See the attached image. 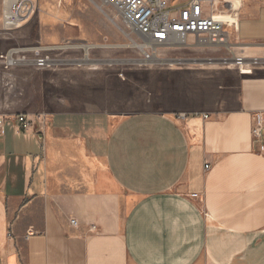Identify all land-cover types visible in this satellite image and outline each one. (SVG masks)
Wrapping results in <instances>:
<instances>
[{"label": "crops", "instance_id": "crops-1", "mask_svg": "<svg viewBox=\"0 0 264 264\" xmlns=\"http://www.w3.org/2000/svg\"><path fill=\"white\" fill-rule=\"evenodd\" d=\"M15 1L0 0V31ZM32 1L35 17L0 33V53L123 41L86 0ZM234 17L230 41L263 58L264 0H242ZM159 56L172 65L141 73L151 109L125 116L73 98L68 81L39 97L26 90L31 73L13 71L7 101L20 108L0 99V117L32 125L0 130V264H264V138L262 151L252 139L255 116L264 127V65L242 75L199 50Z\"/></svg>", "mask_w": 264, "mask_h": 264}, {"label": "built area", "instance_id": "built-area-1", "mask_svg": "<svg viewBox=\"0 0 264 264\" xmlns=\"http://www.w3.org/2000/svg\"><path fill=\"white\" fill-rule=\"evenodd\" d=\"M101 12L114 27L124 35L128 44L125 47L135 49L140 55L142 64L162 63L160 51L197 48H228L230 37L225 31V25H237L235 14L242 0H86ZM111 10L112 15L108 14ZM37 8L32 0H16L2 15L0 33L9 37L36 14ZM118 19L123 27L116 24ZM131 36H135V41ZM108 47H112L107 45ZM76 46L74 48H78ZM88 50L94 46H85ZM96 46L95 48H97ZM62 49L60 46L46 48L31 46H11L0 53V66L4 73H10L19 66L47 68L56 63L49 53ZM87 50V51H88ZM232 54L231 51H229ZM228 67H236L242 75H250L253 69L264 65V57L247 58L243 54L220 60ZM187 115L178 114L176 119L184 120ZM207 119V115L202 116ZM22 130L31 126L32 121L24 114H18L12 119L0 117L2 126L11 122ZM264 127L261 117L255 116L252 129V139L263 150ZM208 170V166L204 167ZM76 226L74 220L70 221Z\"/></svg>", "mask_w": 264, "mask_h": 264}, {"label": "rangeland", "instance_id": "rangeland-1", "mask_svg": "<svg viewBox=\"0 0 264 264\" xmlns=\"http://www.w3.org/2000/svg\"><path fill=\"white\" fill-rule=\"evenodd\" d=\"M33 3L35 4V2ZM107 12L108 14L112 15L111 10L107 9ZM28 23H26L17 31L23 29ZM116 24L123 29L118 19H116ZM121 36L123 41L117 45H112L110 43L104 42L101 44H85L80 42L63 41L53 44L36 42L26 45L15 42L9 47H62V49L49 53L50 58L58 61L51 64L50 67L39 69L33 66H19L14 69H23L26 72L31 73L30 77L33 80H31L30 86L29 84H27L28 86L25 84V86H27L26 90H34L36 92H39L38 96L41 97L42 93L45 94L47 90L51 89L52 84L68 81L66 89L73 98L77 99L83 96L87 101H90V103H92V109L102 108L107 112L116 113L118 116H125L128 114L147 111L151 109L148 106L147 98L144 97L145 94L143 93L141 75V73L144 72L143 70H147L149 66H161L165 65V63L166 65H172V62L164 61L162 63H151L147 65L142 64L140 62V55L138 51L125 47L126 44H128V41L123 34H121ZM131 37L135 41L137 40L135 36ZM83 45L94 46V48L88 50V52L85 53ZM107 45L112 47H108ZM230 45L231 47H229L228 50L227 48H182L173 51L199 50L203 51L204 53L216 55L217 57L223 58H231L232 55L238 56L241 54H243L247 58L253 57L250 56L251 51H253L252 48H249L250 46L239 45L232 42H230ZM76 46L80 47L74 48ZM96 46L98 47L95 48ZM4 48L5 44L3 42H0V51H2ZM229 51H231L232 54H230ZM161 52L162 51H160L159 53ZM85 58L88 59L87 62H80ZM223 58H221V60ZM93 61H96L97 63L96 69H92L90 66V63H92ZM211 61L212 60H208L207 63H214ZM177 63L180 62L177 61ZM219 63L221 65L228 66L227 64L222 63L220 60ZM14 70H12L10 73H4L0 66V99L6 100L3 103V108L6 111H8L9 109L16 110L20 108L16 103L15 105H13L11 101H7L12 100L14 91H16V80L13 76ZM21 86L23 89L24 85L22 84ZM99 95L103 96L100 101L97 98V96L99 97ZM16 101L18 100L16 99Z\"/></svg>", "mask_w": 264, "mask_h": 264}, {"label": "bare ground", "instance_id": "bare-ground-1", "mask_svg": "<svg viewBox=\"0 0 264 264\" xmlns=\"http://www.w3.org/2000/svg\"><path fill=\"white\" fill-rule=\"evenodd\" d=\"M84 50H85L86 53L88 52V51H87V50H88L87 47H84ZM87 60H88V59L85 58L83 61H80V62H87ZM80 64H82V63H80ZM90 66H91V68H97V67H96V64H95L94 62L90 63Z\"/></svg>", "mask_w": 264, "mask_h": 264}]
</instances>
